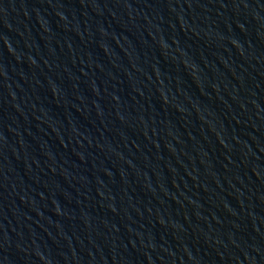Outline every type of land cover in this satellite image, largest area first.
Returning <instances> with one entry per match:
<instances>
[{"label":"water","instance_id":"95a60500","mask_svg":"<svg viewBox=\"0 0 264 264\" xmlns=\"http://www.w3.org/2000/svg\"><path fill=\"white\" fill-rule=\"evenodd\" d=\"M0 264H264V0H0Z\"/></svg>","mask_w":264,"mask_h":264}]
</instances>
